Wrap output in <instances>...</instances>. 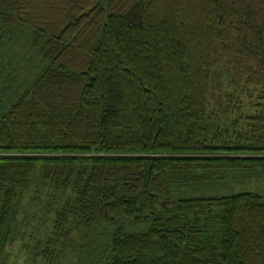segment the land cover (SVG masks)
Here are the masks:
<instances>
[{
  "label": "trees",
  "instance_id": "obj_1",
  "mask_svg": "<svg viewBox=\"0 0 264 264\" xmlns=\"http://www.w3.org/2000/svg\"><path fill=\"white\" fill-rule=\"evenodd\" d=\"M19 29L45 67L3 110L0 58V264L28 228L26 264H264L232 189L264 175V0H0Z\"/></svg>",
  "mask_w": 264,
  "mask_h": 264
},
{
  "label": "rangeland",
  "instance_id": "obj_2",
  "mask_svg": "<svg viewBox=\"0 0 264 264\" xmlns=\"http://www.w3.org/2000/svg\"><path fill=\"white\" fill-rule=\"evenodd\" d=\"M0 51L1 63L4 65L2 76L5 87V92L2 95V109L6 110L42 72L45 63L41 55L32 47L30 31L27 29L13 30L10 32L6 39L3 40ZM234 187L232 188L234 192L248 191L264 195V175L260 174L259 177H248L241 183L235 184ZM222 188L217 191L211 189L208 193L222 194L228 192L225 190V187ZM31 230L30 228L25 229L24 239L17 236L7 247L5 264H26V253L23 250V241L28 242L27 236L31 235ZM142 230L143 226H137L132 227L129 231L140 232Z\"/></svg>",
  "mask_w": 264,
  "mask_h": 264
}]
</instances>
